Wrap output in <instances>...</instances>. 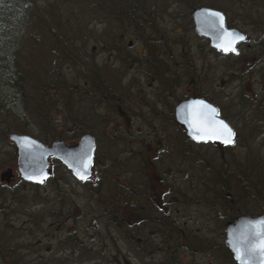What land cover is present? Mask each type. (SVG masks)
<instances>
[{
  "label": "rangeland",
  "instance_id": "rangeland-1",
  "mask_svg": "<svg viewBox=\"0 0 264 264\" xmlns=\"http://www.w3.org/2000/svg\"><path fill=\"white\" fill-rule=\"evenodd\" d=\"M198 2L201 3L198 6L224 12L227 25L246 34V41L238 45V55H225L210 49L208 41L194 32L191 18L193 11H189L184 4L175 6L174 3L169 2L168 11L158 15V20L155 22L157 29H154L153 33L152 30L151 35L147 37L150 46L143 45L141 36L143 33L125 24L111 23L110 27L106 28L105 35L101 36L102 26H99L95 40L91 39L90 42L74 48L73 57L77 61L83 60L87 63L86 76L83 75L81 68L75 71L74 67H66L72 71V74L64 81L70 88L83 86L84 89L86 86V93L85 97L82 94L83 99L77 100L78 102H75L74 96H71L68 105L66 102L64 104V96H59L57 91L59 86L56 87L57 90H51L48 85H45L48 81L41 82L36 75L26 83L24 97L16 93L14 87L19 86L20 81H12V62H17L21 69H25L29 64L39 62L42 64V61L51 56L52 52L46 51L41 45L36 46L30 43L32 39L29 35L33 31L27 30L26 20L21 17L24 7L17 10L15 6L7 3L9 9L3 14L8 16L0 17V60H3L1 63L3 68L0 71V175L6 171L7 167L15 168L16 165V149L7 138L9 133L30 135L41 142H48V139L50 142L56 139L69 142L74 136L82 134V131L77 129L83 126L87 115L101 110L98 105L92 107L88 104L96 103L95 101L100 97L86 99L90 89L96 88L92 83L98 78L94 76L96 72L101 78L99 81L110 83V86L119 85L122 88L121 92L127 102V106H123L122 110L128 111V107H133L137 110L134 114L135 118L140 113H148L150 105L154 103L153 93L156 92L162 80L171 76L168 75L169 72L176 77L188 76L191 73L198 76L211 74L218 78L224 77L225 96L218 97V100L227 109L229 108L230 114L225 110L227 117L229 119L231 117L230 123L237 130L236 141H242L243 146L238 143L231 150L226 149L222 152V149L215 145L196 146L187 143V171H190L192 167L194 170L190 173L193 174L219 172L218 169L224 173L223 171H226L224 167L228 165H231L232 169L239 166L244 169L248 165L254 166L256 162L257 164L264 162V123L258 107V96L264 91V45L260 46L256 43L258 37L264 34V0H244L243 6L239 0H198ZM160 4V7L164 4L162 0ZM34 33L38 35L36 38L38 40L44 31L36 28ZM167 61H170L169 65ZM208 65L213 67L209 70ZM188 66L192 69H187L184 75L183 68ZM10 78L13 85L10 84ZM248 83L252 84L251 91L248 89ZM131 87H138L142 94L137 95L130 90ZM49 99L52 100V105ZM47 103L51 105L52 111L44 114L43 121L39 115L40 107ZM156 108L163 110L162 106H156ZM151 135L147 132L138 134L139 137L148 136L149 139ZM152 136L162 137L164 134L154 133ZM98 137L97 146L102 154L106 148V142L103 135L99 134ZM124 146L130 147L129 144ZM117 148L120 147L117 145ZM112 150L115 151L116 148ZM191 154H194V157ZM195 154H199L201 158ZM244 156L246 162L241 159ZM199 159L202 160L201 163L196 162ZM223 162H226L225 165ZM245 173L247 176L248 171ZM235 174L241 175L239 172ZM50 175L51 178L45 181L40 190H35L32 186H20V183L15 181H12L10 186L0 187V222L6 223L10 229V232L6 231L4 235H0L7 250L10 247L8 240L18 250L16 253L8 252L10 263L13 262V258H19L21 264H164L167 262L162 261L159 256L136 260L124 256L121 259L97 260V256L91 254L100 251L105 254V257L109 255L115 257L119 252L124 254L131 252V245L99 246L96 242L84 244L83 232L87 224L84 214L92 203L87 205L81 183L73 182L68 170L52 158L50 159ZM202 182L207 183V180ZM1 184L5 182H0V186ZM228 184L231 197L236 200L235 196H238L239 200L245 192L244 189L233 180H228ZM204 187L203 190L212 189V186L208 184ZM221 187L222 185L217 186L218 190ZM205 194L207 203L211 202L209 201L211 193ZM239 201L242 202V200ZM245 201V209L255 212L256 206L252 203L249 193ZM58 209L65 212L66 227L70 225L67 230L65 227L64 230L59 229V222L48 220L50 213ZM27 212L37 215L36 225L26 218ZM28 223L31 227H28ZM26 230H29V233H25ZM89 232L93 231L89 230ZM26 236L35 244L30 245L24 240ZM72 247L77 249L73 256L70 255L74 252ZM172 264L236 263L199 258L172 262Z\"/></svg>",
  "mask_w": 264,
  "mask_h": 264
},
{
  "label": "flooded vegetation",
  "instance_id": "flooded-vegetation-1",
  "mask_svg": "<svg viewBox=\"0 0 264 264\" xmlns=\"http://www.w3.org/2000/svg\"><path fill=\"white\" fill-rule=\"evenodd\" d=\"M166 63L169 65L170 61ZM208 67L210 70L213 66ZM187 69L192 67L183 68L184 75ZM168 75L171 76L162 80L153 93L154 103L150 105L148 113H140L136 118L134 114L137 110L133 107H128V111L122 110L123 106H127L122 88L113 84L109 86L108 97L99 93V102L88 103L92 107L98 105L100 112L88 114L83 126L77 129L82 134L74 136L68 142L76 144L85 134H90L94 142L88 179L76 180L68 171L72 181L83 186L87 205L92 203L84 214L87 224L83 242H96L99 246L131 245V252H119L115 257H105L100 251L91 254L97 256V260L124 257L136 260L159 256L162 261L171 262L168 264L199 258L233 261V254L225 244L226 224L241 216L264 215V162H260L257 168L261 191L253 213L245 209L246 196L239 199L242 200L240 202L238 198L234 200L231 194L227 195L222 187L218 190L217 186L223 184L224 175L219 172L193 174L190 173L194 170L192 167L190 171L186 168L187 143L196 146L215 145L222 152L231 150L235 144H242V141L236 139L233 146L196 141L187 136L185 125L176 117V109L182 103L199 99L214 106L218 117L230 124L231 117L229 119L226 113H229V108L218 100V97L225 96V78L211 74L198 76L191 73L176 77L169 72ZM248 89L252 90V84L248 83ZM130 90L137 95L142 94L138 87H131ZM163 95L165 96L162 97ZM156 106H162L163 110H158ZM258 107L264 123V91L258 96ZM231 127L237 135V130ZM143 132L152 135L162 133L164 136L154 138L151 135L150 139L148 136L139 137L138 134ZM99 134L103 135L106 142L102 154L97 146ZM47 141L40 142L46 146L53 142L50 139ZM10 143L13 144L11 141ZM125 144L130 147L126 148ZM113 148L116 150L113 151ZM199 154L195 155L201 158ZM191 155L194 157V154ZM50 159L47 179L39 184L32 183L23 179L18 171L16 150L15 168H6L3 173L9 172L10 177L7 180L0 178V182H5L0 187L10 186L15 181L20 186H32L33 189L40 190L45 181L51 178ZM196 162L201 163L202 160ZM202 180H207V183ZM205 184L212 186V189L203 190ZM205 193H211V202L207 203ZM8 256L10 254L0 253L1 264H9Z\"/></svg>",
  "mask_w": 264,
  "mask_h": 264
},
{
  "label": "trees",
  "instance_id": "trees-1",
  "mask_svg": "<svg viewBox=\"0 0 264 264\" xmlns=\"http://www.w3.org/2000/svg\"><path fill=\"white\" fill-rule=\"evenodd\" d=\"M239 1L243 6L244 0ZM160 2L161 0H1L0 17L8 16L3 14L9 9V6L6 5L7 3L15 6L17 10H21L24 7L21 17L25 18L26 20L25 26L27 30L31 29L33 31L32 34L29 35V37L32 39L30 43L36 46L41 45L46 51L51 50L52 52V55L45 58V60L42 61V64L41 62L29 64L25 69H21L17 62H12V81H20L19 86L14 87L16 88V93L24 97V88L26 83L32 80L33 76L36 75V78L39 77L41 82L48 81L45 85H48L49 89L51 88V90H57L56 87L59 86L57 91L60 94L59 96H64V104L65 102L67 105L70 103L69 101L71 96H74L73 100H75V102L77 100H81L83 99L82 94L85 97L86 86L84 89L82 88L83 86H75V88H70V86H67V82L64 80L69 79L72 71H69L66 69V67H74L73 70L75 71L77 68H81L83 75L86 76L85 66L87 63L83 60L77 61L73 57V51L75 47L84 45L85 43L90 42L91 39L95 40L97 35L96 31L98 30L99 26H102L101 36H103L106 34V28L110 27L109 24H125L127 27L143 33L141 34L142 41L144 42L143 45L150 46L147 37L151 35L152 30L153 33L155 32L154 29H157L155 22L158 20V15H160L162 12L168 11L170 5L169 2L174 3L175 6L184 4L187 6L189 11H193L195 8L204 7L198 6L201 4L198 2V0H162L164 4L161 7ZM36 28L37 30L42 29L44 31L38 40H36L38 35L34 33ZM98 43H100V41H98ZM256 43L260 46L264 45V34H261L258 37ZM2 61L0 60V71H2L3 68L1 64ZM95 75L98 78L92 83H94L96 88H93L89 91V96H87L86 99L92 100L96 96L101 97L99 96V93L104 94L107 97L110 94L108 90L110 83L99 81L101 78L99 75H97V72L94 74V76ZM10 84H12L11 78ZM49 101V103L52 105V100L49 99ZM99 101L100 99H97L95 102ZM50 104H43L40 107L39 115L42 120L46 113L52 111ZM230 124L232 125V123ZM241 159L246 162L245 156L241 157ZM226 162H228L227 159ZM226 162H223V165H225ZM258 166L259 165L257 162L254 166L248 165V167L244 169L240 166L236 168L233 167L232 169L231 165H228V167H224V169L226 168V171H223L226 174L222 173V171L218 169L219 173L225 176L222 177V190L227 195L230 194V186L229 184L227 185V182L228 180H233V182L236 181L245 191H243V196H246L249 193L251 199L253 200L252 203L258 204L259 193L261 191L257 175ZM237 169L239 171H236ZM246 171H248L247 176L245 173ZM238 172L241 173V175L235 174ZM235 198H238V196H235ZM59 209L57 211L55 210L54 212H51L50 219L48 220H55L57 223L59 222V229L63 228L64 230L65 227V230H67L70 225L66 227L67 224H65V212ZM25 215L32 224H37L35 219L37 215H34V213L30 212H27ZM43 218H45V216H43ZM29 223L28 227H31V224ZM7 229H9L8 225L6 223L0 222V234L4 235V232H10V229ZM25 233H29V230H26ZM77 237H79V235ZM24 240L28 241L30 245L35 244V242L31 241L28 236L24 237ZM4 244L5 243L2 241V237L0 235L1 254L8 252H18V250H16L17 248L13 246L14 244L11 245L9 240L8 244L10 247L8 250ZM77 247L80 248L79 246ZM76 250L73 248L74 252H72V254L75 255ZM7 261L9 262L10 260L7 259ZM168 263L169 262H166L164 264ZM9 264H21V260L19 258H13V262H9Z\"/></svg>",
  "mask_w": 264,
  "mask_h": 264
},
{
  "label": "water",
  "instance_id": "water-1",
  "mask_svg": "<svg viewBox=\"0 0 264 264\" xmlns=\"http://www.w3.org/2000/svg\"><path fill=\"white\" fill-rule=\"evenodd\" d=\"M212 11L219 12L224 16V26L226 29L246 37L245 34L237 28H229L226 26V18L221 11L208 7L197 8L191 14L194 30L199 36L205 37L209 40L210 47L216 49L217 51H220L216 47V45L218 43H221L224 39L222 32L218 28V26L213 27V18L207 15ZM244 41H241L238 44ZM238 44H236V48ZM220 52L223 54H228L223 51ZM197 101L203 100H190L182 103L176 109V117L178 121L185 125L187 136L192 139L194 130L192 127H190L189 124V121L191 120V108L189 106L192 105L193 102ZM204 102L208 105H211L206 101ZM8 140L11 141L16 147L18 171L21 177L27 181L39 184L41 183V180L43 181L44 179H46L49 168L48 159L50 157L58 160L61 164H63L69 171H71L72 175L77 180L81 179L76 175V170H83L84 165H88L87 175L88 177L90 176L91 162L94 152V142L90 134L83 135L76 144H67L63 140H55L50 146L44 145L43 143L29 135H22L17 133H10L8 136ZM9 177L10 173L6 172L3 173L0 178L1 180H4L5 178L7 180ZM26 177L32 178L28 179ZM260 220H264V215L258 217H237L233 221H230L226 224L225 244L232 252L233 259L236 264H241V261L236 258L235 248H240L242 253L247 250L248 245L245 243V241L254 242V237L252 235V233L254 232L253 224ZM247 264H264V258L257 256L255 259L247 261Z\"/></svg>",
  "mask_w": 264,
  "mask_h": 264
},
{
  "label": "snow or ice",
  "instance_id": "snow-or-ice-1",
  "mask_svg": "<svg viewBox=\"0 0 264 264\" xmlns=\"http://www.w3.org/2000/svg\"><path fill=\"white\" fill-rule=\"evenodd\" d=\"M207 15L213 18V27L218 26L224 37L223 41L218 43L216 47L225 53L238 55L236 44L244 41L246 37L226 29L224 26V16L221 13L212 11ZM189 107L191 108V120L189 124L194 130L193 139L200 142L220 141L224 144L234 143L235 133L226 122L217 118V109L206 104L204 101L193 102ZM87 169L88 165H84L83 170H76V175L81 180H87ZM26 178L31 179L32 177ZM253 228L254 232L252 235L254 242L245 241L248 245L247 250L242 253L240 248H235L236 258L241 261V264H247V261L253 260L257 256L264 258V220L255 222Z\"/></svg>",
  "mask_w": 264,
  "mask_h": 264
},
{
  "label": "bare ground",
  "instance_id": "bare-ground-1",
  "mask_svg": "<svg viewBox=\"0 0 264 264\" xmlns=\"http://www.w3.org/2000/svg\"><path fill=\"white\" fill-rule=\"evenodd\" d=\"M236 193H237V191H236ZM238 194V193H237ZM243 197V195H241L239 198L241 199Z\"/></svg>",
  "mask_w": 264,
  "mask_h": 264
}]
</instances>
